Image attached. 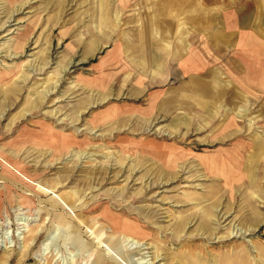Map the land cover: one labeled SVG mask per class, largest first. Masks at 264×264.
I'll use <instances>...</instances> for the list:
<instances>
[{"label":"rangeland","instance_id":"1","mask_svg":"<svg viewBox=\"0 0 264 264\" xmlns=\"http://www.w3.org/2000/svg\"><path fill=\"white\" fill-rule=\"evenodd\" d=\"M111 1L0 0V264H264V220H249L264 218V49H251L264 13L257 30L239 17L256 0L193 2L194 31L213 45L237 30L226 53L242 48L256 75L236 117L221 108L215 123L194 114L174 130L171 113L124 131L97 122L123 99L87 83L107 78L93 71L105 50L84 63L79 45L90 20L122 19L107 17Z\"/></svg>","mask_w":264,"mask_h":264},{"label":"crops","instance_id":"2","mask_svg":"<svg viewBox=\"0 0 264 264\" xmlns=\"http://www.w3.org/2000/svg\"><path fill=\"white\" fill-rule=\"evenodd\" d=\"M111 2L112 12L109 11L107 17L118 20L122 16L119 23L114 21V26L112 22L111 25L99 26L92 25L90 20L84 29L89 37L79 44L82 45L84 63L98 50H105L93 71L98 74L104 70L107 78L90 77L88 86L98 88L102 97L114 95L123 99L117 106L112 105L99 114L97 122H101L100 125L110 129L115 121H122L120 125L124 131L148 129L150 120L156 121L163 114L176 113L180 116L172 129L191 130L194 114L202 115L204 124L206 121H218L216 115L224 110L231 111L235 116L238 96L242 94L246 97L245 92H241L243 82L254 86L253 76H256L254 71L251 72L246 60L248 57H241L239 50L242 48L235 47L233 55L226 53L232 45L228 42L238 34L237 30H231L229 35L218 33L215 36L218 43L212 45L206 41L207 36H203V32L194 31V0ZM247 10L242 8L239 13V17L247 21H242V25L250 22L249 27L256 25L260 30L263 1L256 0ZM99 27H105V30ZM101 32L106 35L122 34L123 39L113 40L115 36L108 35L100 38L98 34ZM195 33L204 37L205 41L195 42ZM252 46L251 49H264V43H253ZM227 55L232 58L233 75L225 70L222 59H226ZM226 77L232 78L226 80ZM229 92L230 98L226 97ZM248 92L251 99L258 96L256 89L250 88ZM227 103L234 108L228 107ZM233 115L228 123L233 121ZM258 143L255 139L249 142V146ZM237 145H242V142ZM235 159L239 162L243 160L239 156Z\"/></svg>","mask_w":264,"mask_h":264},{"label":"bare ground","instance_id":"3","mask_svg":"<svg viewBox=\"0 0 264 264\" xmlns=\"http://www.w3.org/2000/svg\"><path fill=\"white\" fill-rule=\"evenodd\" d=\"M264 215V214H263ZM223 218V215L220 217V219H222ZM188 219V218H187ZM250 222L252 223V224H257L258 222H260L261 220H264V218H262V214H260V213H258L257 211H254L253 212V214L251 213V216H250ZM26 221H28V220H26ZM25 221V222H26ZM94 224H95V222H93ZM92 223V224H93ZM181 223H183V222H181ZM22 224V223H21ZM204 224V223H203ZM24 225V224H23ZM206 226H208V225H206V224H204V227H206ZM185 227V226H184ZM202 227V226H201ZM24 228V227H23ZM26 228V227H25ZM203 228V227H202ZM177 229V228H176ZM234 229V228H233ZM25 230V229H24ZM233 231V230H232ZM241 231V230H240ZM24 232V231H23ZM235 232V234H237L238 232H239V230L237 229V230H234L231 234H233ZM20 233H22V232H20ZM123 238H126V240H130L129 238L130 237H128V236H126V235H124V237L122 236V239ZM68 239V236H66L65 238H64V240L66 241ZM5 240V239H4ZM3 241V240H2ZM9 241V240H8ZM132 241V239L130 240V242ZM72 243H74V244H76L74 241H72ZM78 244V243H77ZM84 244V243H83ZM83 244H81V246L83 247ZM128 244V243H127ZM134 244V243H133ZM2 245V244H1ZM0 245V246H1ZM67 246V245H66ZM133 246V245H132ZM5 247H6V245H5ZM89 247V246H88ZM141 247V246H140ZM53 248V247H52ZM68 248V247H67ZM84 248H86L85 247V245H84ZM137 248V247H136ZM44 249V248H43ZM88 251L90 250V248L89 249H87ZM43 251H45V250H43ZM69 251V250H68ZM57 252V251H56ZM185 252V251H184ZM63 254V253H62ZM72 254V253H71ZM62 257V256H61ZM182 258H184V259H188L187 258V256H182ZM66 259V258H65ZM71 259V258H70ZM66 261V260H65ZM72 261H73V259H72ZM215 261V260H214ZM150 262V261H149ZM44 263V262H43ZM102 263V259H101V256H100V259L96 262V264H101ZM138 263V262H137Z\"/></svg>","mask_w":264,"mask_h":264}]
</instances>
